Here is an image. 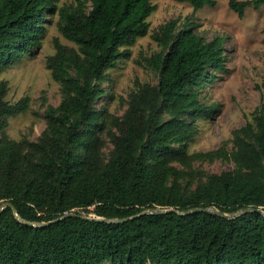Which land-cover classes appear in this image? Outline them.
Segmentation results:
<instances>
[{
	"label": "trees",
	"instance_id": "obj_1",
	"mask_svg": "<svg viewBox=\"0 0 264 264\" xmlns=\"http://www.w3.org/2000/svg\"><path fill=\"white\" fill-rule=\"evenodd\" d=\"M58 9L55 0H0V74L42 45L48 14L77 47L54 41L47 60L62 99L48 106L37 141L0 135V264H264V97L252 122L234 133L235 150L189 154L196 121L211 118L202 93L228 73L225 38L207 40L191 21L170 20L153 35L160 51L146 59L157 85L135 82L128 108L114 118V149L104 163L105 112L96 107L108 71L130 57L129 47L149 34L152 0H77ZM195 10L216 0H175ZM90 4L88 10L86 5ZM264 0H230L243 17ZM0 83V130L27 109L6 99ZM220 156L235 170L207 176L193 191L177 165ZM213 212L179 214L194 208ZM123 223L105 220L136 216ZM71 213L74 216L64 217ZM58 220V221H56ZM49 223V224H48Z\"/></svg>",
	"mask_w": 264,
	"mask_h": 264
},
{
	"label": "rangeland",
	"instance_id": "obj_2",
	"mask_svg": "<svg viewBox=\"0 0 264 264\" xmlns=\"http://www.w3.org/2000/svg\"><path fill=\"white\" fill-rule=\"evenodd\" d=\"M230 0H216L215 6L195 10L187 2L152 0L156 9L149 17V34L139 38L129 47L130 57L119 61L108 71V81L102 85L103 94L96 107L105 112L102 155L106 163L114 149L112 135L116 128L114 118H121L128 108L135 82L157 85V74L148 67L146 59L160 51L153 35L170 20L191 21L195 32L207 40L217 36L225 38L226 67L228 73H217L202 93V101L214 106L211 118L196 121L198 133L189 144V154L216 152L223 149L231 154L235 150L234 133L252 122L256 109L264 97V6L256 10L248 8L243 17L229 7ZM58 9L75 8L77 0H55ZM90 9V4L86 5ZM51 24L42 45L26 55L14 66L0 74V83L6 82L9 102L27 100V109L10 117L5 130H0L15 141H37L46 130L45 114L48 106H57L62 95L60 84L52 77L47 60L55 54L54 41L77 46L59 31L57 14H48ZM186 176L181 179L185 191H193L207 176L235 170L232 160L220 156L193 158L189 166L177 165Z\"/></svg>",
	"mask_w": 264,
	"mask_h": 264
},
{
	"label": "water",
	"instance_id": "obj_3",
	"mask_svg": "<svg viewBox=\"0 0 264 264\" xmlns=\"http://www.w3.org/2000/svg\"><path fill=\"white\" fill-rule=\"evenodd\" d=\"M6 207H11L17 217V219L23 223H26L28 225H32V226H44V225H47V224H43V223H34V224H31L29 222H26L25 220H23L17 213L16 209L10 204V203H4L1 207H0V214L1 212L4 210V208ZM170 211H174V210H162V209H159V208H155V209H150V210H147V211H144L136 216H133V217H128V218H122V219H112V220H105L107 221L108 223H123V222H126L128 220H131V219H134L136 217H139V216H142V215H147V214H163V213H167V212H170ZM197 212H213V213H216L220 216H223V217H234V216H240L244 213H248V212H259V213H263V211L261 209H256V208H245V209H242L236 213H233V214H225V213H222L220 211H217L213 208H194V209H191L187 212H180L179 214H182V215H187V214H192V213H197ZM71 216H74V214H71V213H68L66 214L64 217L58 219V220H61V219H64V218H67V217H71ZM56 220V221H58ZM49 224V223H48Z\"/></svg>",
	"mask_w": 264,
	"mask_h": 264
}]
</instances>
